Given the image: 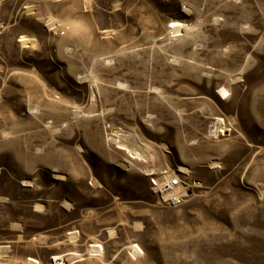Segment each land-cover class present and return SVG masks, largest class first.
I'll use <instances>...</instances> for the list:
<instances>
[{"label": "rangeland", "instance_id": "obj_1", "mask_svg": "<svg viewBox=\"0 0 264 264\" xmlns=\"http://www.w3.org/2000/svg\"><path fill=\"white\" fill-rule=\"evenodd\" d=\"M0 264H264V0H0Z\"/></svg>", "mask_w": 264, "mask_h": 264}, {"label": "bare ground", "instance_id": "obj_2", "mask_svg": "<svg viewBox=\"0 0 264 264\" xmlns=\"http://www.w3.org/2000/svg\"><path fill=\"white\" fill-rule=\"evenodd\" d=\"M179 25H181L180 23L176 24L175 28H173V31H179L181 30V27H179ZM179 33V32H177ZM176 35V34H175ZM179 35V34H177ZM23 44L28 42L27 38L22 39ZM96 79H94L95 81ZM93 81V80H92ZM93 81V82H94ZM137 142V141H136ZM135 144V143H134ZM123 147V146H122ZM125 147V146H124ZM123 147V148H124ZM127 148V147H126ZM125 148V149H126ZM212 165V164H211ZM213 167H219L220 166V162L219 161H214L213 162ZM188 168L185 166H180L179 169L176 171H169L170 173L167 174V176H169V178H161L159 175H156L154 177V180L156 182L157 187L161 190L162 195L164 197V199L166 200H170L173 203H177L181 200V198L185 195H187L186 191H185V187L183 185V180L181 177V174H179V172L181 171H186ZM188 171V170H187ZM168 173V172H167ZM162 175V174H161ZM163 176V175H162ZM178 176V177H177ZM174 178H179V185H174L172 183V180ZM163 180V181H162ZM165 180V181H164ZM25 185H31L32 181L30 179H25L23 182ZM70 206V205H69ZM44 239V238H43Z\"/></svg>", "mask_w": 264, "mask_h": 264}, {"label": "built area", "instance_id": "obj_3", "mask_svg": "<svg viewBox=\"0 0 264 264\" xmlns=\"http://www.w3.org/2000/svg\"><path fill=\"white\" fill-rule=\"evenodd\" d=\"M172 183L174 184V185H179V178H174L173 180H172Z\"/></svg>", "mask_w": 264, "mask_h": 264}]
</instances>
